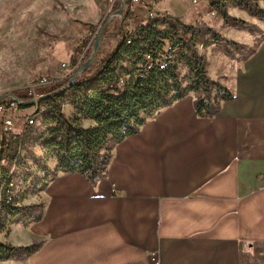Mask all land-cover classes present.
Masks as SVG:
<instances>
[{"label":"crops","instance_id":"crops-1","mask_svg":"<svg viewBox=\"0 0 264 264\" xmlns=\"http://www.w3.org/2000/svg\"><path fill=\"white\" fill-rule=\"evenodd\" d=\"M216 80L236 98L212 118L195 113L194 92L160 108L94 184L62 171L27 182L41 215L7 223L0 242L40 245L0 264H264V40Z\"/></svg>","mask_w":264,"mask_h":264},{"label":"trees","instance_id":"trees-1","mask_svg":"<svg viewBox=\"0 0 264 264\" xmlns=\"http://www.w3.org/2000/svg\"><path fill=\"white\" fill-rule=\"evenodd\" d=\"M208 2L230 26H245L246 23L228 14L229 3L264 18V9L255 0ZM130 15L126 7L119 17L114 16L103 28L93 61L69 87L58 89L60 92L42 100L46 105L42 123L29 129L25 146L27 158L35 156L30 146L42 142L46 158L56 159L53 171L44 169L46 178L58 171L77 172L94 184L105 176L114 145L138 133L147 118L160 108L194 92L195 113L212 118L220 111L222 102L236 98L232 90L208 75L206 59L199 55L196 43L211 34L214 40L225 41L235 48H240V44L221 38L207 24L185 23L168 13L147 16L127 29L123 20ZM111 32L115 36L111 37ZM88 55L89 52L85 58ZM180 63L187 69L182 78ZM63 101L73 106L71 118L62 111ZM85 119L91 120L92 125L83 126ZM21 162L28 178L33 177V170L35 173L38 167L42 168L40 164L32 169L25 158ZM5 170L0 169V179ZM5 209L7 218H0L1 230L7 223L30 212L29 207L9 204ZM38 246L39 243H34L16 247L0 242V259L15 253L30 254Z\"/></svg>","mask_w":264,"mask_h":264},{"label":"rangeland","instance_id":"rangeland-1","mask_svg":"<svg viewBox=\"0 0 264 264\" xmlns=\"http://www.w3.org/2000/svg\"><path fill=\"white\" fill-rule=\"evenodd\" d=\"M121 1L0 0V93L19 88L40 76L57 78L68 73L66 78L69 79L72 76L69 77V66L82 55L83 62L89 60L98 34L111 23L114 16L119 17L126 7L130 9L131 15L123 20L124 27H132L138 21L134 20V14L139 17L142 15L144 19L154 16L156 12L168 13L185 23L207 24L221 38L240 44V48H235L225 41L214 40L211 34L196 43L199 55L206 59L207 72L212 79H216L221 70H228L234 63L243 62L264 40V18L252 15L234 4H228L227 12L243 19L245 26L227 25L208 0L197 3H193V0H138L132 8L133 0H125L124 7L119 12L120 5L117 2ZM255 1L264 9V0ZM110 36H115V33L111 32ZM88 52L89 55L85 58ZM179 74L181 78L187 74L184 64H179ZM66 78L62 83L67 81ZM69 93L70 90H67L66 94ZM69 105L68 101H63V113L69 111ZM16 129H19V123L16 124ZM41 144L45 150L42 142L30 146V150L33 151ZM45 158L43 153V158L39 156L34 163H43L42 170L38 174L33 170L31 175L39 177L38 180L44 177L42 172L45 168H50L53 160L52 156H48L44 163ZM22 192L21 206L29 207L35 214V220L40 217L43 208L40 189L32 191L31 188H26ZM5 229H0L1 233H5ZM34 243L39 242L32 244Z\"/></svg>","mask_w":264,"mask_h":264},{"label":"built area","instance_id":"built-area-1","mask_svg":"<svg viewBox=\"0 0 264 264\" xmlns=\"http://www.w3.org/2000/svg\"><path fill=\"white\" fill-rule=\"evenodd\" d=\"M198 1L200 0H193L192 2L197 3ZM136 2L138 0H133L131 8ZM125 28L129 29L128 26ZM82 56L75 59L70 65L71 67L69 66V77L78 73L79 69L86 63L82 61ZM62 66L65 67V64ZM67 74L57 78H50L46 75L40 76L19 88L0 93V169L6 168L0 179V218L4 220L7 218L5 206L9 204L20 207L22 190L26 189L27 182L31 183V187H34L39 181L35 176L28 178L22 168L21 161L24 158L28 166L33 165V169L36 168L33 161L39 159L36 156L27 158L26 136L32 126H38L42 123L46 105L39 99L70 84L71 79L66 78ZM65 78L67 81L62 83ZM31 100L34 103L28 105L27 103ZM17 123H19L18 130L16 129ZM11 148H13L12 151ZM40 157L43 158V155ZM35 172L37 174V171Z\"/></svg>","mask_w":264,"mask_h":264},{"label":"water","instance_id":"water-1","mask_svg":"<svg viewBox=\"0 0 264 264\" xmlns=\"http://www.w3.org/2000/svg\"><path fill=\"white\" fill-rule=\"evenodd\" d=\"M124 4H125V0H122L121 1V5H120V7H119V12H121L122 11V9H123V7H124ZM105 26V25H104ZM102 32V31H101ZM101 32L98 34V36H97V41H96V44H95V47H94V50H93V52H92V54H91V56H90V58H89V60L79 69V72H81V71H83L85 68H86V66L89 64V63H91L92 61H93V59H94V57H95V55H96V52H97V48H98V46H99V44H100V41H101ZM78 72V73H79ZM78 73H76V74H74L72 77H71V83L72 82H74V80L76 79V77H77V75H78ZM71 83L70 84H68V85H66L65 87H63L61 90H65V88H67V87H69L70 85H71ZM60 90V89H59ZM59 90H57V91H55L54 93H52V94H56L57 92H59ZM50 95V94H49ZM49 95H46V96H43V97H41L39 100H44L47 96H49ZM34 103V101H29L27 104L28 105H30V104H33Z\"/></svg>","mask_w":264,"mask_h":264}]
</instances>
